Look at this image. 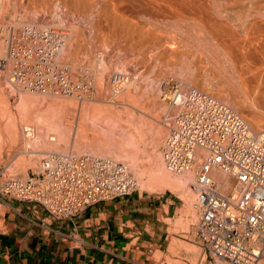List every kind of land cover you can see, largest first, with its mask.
<instances>
[{
    "label": "bare ground",
    "instance_id": "obj_1",
    "mask_svg": "<svg viewBox=\"0 0 264 264\" xmlns=\"http://www.w3.org/2000/svg\"><path fill=\"white\" fill-rule=\"evenodd\" d=\"M47 2L50 3L46 4L50 8L44 6L47 11L37 12L38 8L35 6ZM18 5H22L21 8L27 10L23 11L30 14L36 9L32 13L34 18L27 22H17V19L10 20L6 16L10 21L3 23L6 21V13L9 10L12 13L14 11L10 7L15 8ZM49 9H53L51 19ZM43 18H48V22L38 23ZM54 18L59 21V25L70 23L69 28L63 30L62 26L52 23L56 22ZM263 34L264 0H0V58L13 65L12 69L6 68L11 90L31 96L35 95L32 93L45 95L49 91L52 95H57L55 98L62 99H54L56 101L52 104L59 108L58 112L54 109V114H47V110L40 111L38 108L43 103L41 98L44 96L41 94V97L37 95L16 99L15 109L8 98L0 95L1 104L4 105V108L0 106V157L6 150L18 149L22 154L27 153L28 161H36V158L45 157L49 153L65 154L66 152L60 151L62 146L67 149L71 147L73 150V145H87L88 149H94L104 159L124 163L127 171L134 170L133 178L137 188L140 186L141 189L150 191L169 190L180 195L183 193L188 201L185 215L192 214L195 218L194 211L197 214V209L195 202L192 204L195 171L175 173L165 164L163 146L170 116L167 121L162 122L156 115L148 116L144 112L146 105L138 107L139 100L131 93V80L135 81L138 73L135 76L125 66H119L109 82H106L101 71L108 68V63L101 55L96 68H87L90 71L93 69L92 72L99 75L98 78L96 76L99 87L94 89L93 94L96 96L94 99L90 97V100L102 104L91 106L94 107L93 112H97L101 118H93V114H90V120L86 119L90 107L85 108L86 111L84 109L85 114L79 108L80 115L85 116L76 114L80 121L72 125L67 124L65 118L60 116L59 111H67L64 107L68 101L64 102L63 99L69 98L73 108L79 101H89L87 95L90 92V83L86 85L88 82L83 84L76 81L68 73L72 69L66 71L67 69L61 70L58 67L72 63L73 69L81 68L82 65L78 63L81 49L100 42L105 45L109 42L113 47L138 50L130 52L134 63L144 59L160 65L173 60H180L182 63L184 61V66L178 69V75H185L193 80L203 71L204 75L201 74L206 79L213 77V83H217L214 86L223 95L224 103L231 105L233 99V104L242 114L243 109L248 108L251 115L244 114L248 118L247 123L253 130L262 131L264 117L251 110V106L257 105L261 112L264 111ZM203 60L207 67L199 65L204 63ZM106 90L111 94L109 100L103 98ZM250 90L257 97L254 98ZM85 103L87 106L89 102ZM115 105H120V108L116 110ZM51 110L53 111L52 108ZM134 110L140 112L138 119V112L135 113ZM31 116L32 119L35 117L34 122L31 119L26 120ZM23 121H31V128L25 129L30 125H23ZM153 121L156 123L154 127ZM147 126H152L150 130L153 132H145ZM148 131L152 133L149 141L145 139ZM140 140H147V145L142 146ZM198 152L202 155L206 153L202 150ZM69 153L73 154V151ZM83 155L92 154L85 152ZM14 165L11 167H15ZM214 175L220 182H226L225 175L220 171H215ZM224 262L226 261L217 260V264L229 263Z\"/></svg>",
    "mask_w": 264,
    "mask_h": 264
},
{
    "label": "built area",
    "instance_id": "obj_2",
    "mask_svg": "<svg viewBox=\"0 0 264 264\" xmlns=\"http://www.w3.org/2000/svg\"><path fill=\"white\" fill-rule=\"evenodd\" d=\"M167 88L170 121L163 159L175 173L195 171L199 238L213 260L264 264V130H253L233 107L208 92L173 78ZM137 189L124 164L72 153H49L36 172L9 176L0 185L2 194L36 203L58 218Z\"/></svg>",
    "mask_w": 264,
    "mask_h": 264
},
{
    "label": "crops",
    "instance_id": "obj_3",
    "mask_svg": "<svg viewBox=\"0 0 264 264\" xmlns=\"http://www.w3.org/2000/svg\"><path fill=\"white\" fill-rule=\"evenodd\" d=\"M176 216L174 202L141 191L68 218L0 192V264H165Z\"/></svg>",
    "mask_w": 264,
    "mask_h": 264
},
{
    "label": "rangeland",
    "instance_id": "obj_4",
    "mask_svg": "<svg viewBox=\"0 0 264 264\" xmlns=\"http://www.w3.org/2000/svg\"><path fill=\"white\" fill-rule=\"evenodd\" d=\"M40 4H38L37 6H35V8H38L37 9V12L46 10V8L49 7L46 4H50V3H48V2L47 3H43V5L42 4L40 5ZM18 6H15V8L13 6L14 9L10 7V9L14 10L15 13H14V11L12 13V11L9 10L6 13L5 17L6 16L7 17L9 16L10 17V20L11 19H14V20L17 19L16 20L17 22H21L20 20H22L24 22L25 21L27 22V21L31 20L32 18H34L33 17L34 15H32V13L34 14L36 12V9H34L35 11L33 10L34 11L33 12V11L30 10V8H27V9H29L31 11V14H30V12H28V13L27 12H24V11H27V10L22 9L21 8L22 5L19 6V8H18ZM31 8H34V6L31 7ZM50 10L51 9H49V11ZM46 11H45V13H46ZM52 11H53V9H52ZM52 11H50V15H49L50 16L49 17L50 19L52 18V15L51 14H53V13H51ZM20 12H21V14H20ZM17 16H19V17H17ZM5 17H4V19L6 21L5 22L3 21V23H9L10 20L7 17L6 18ZM48 20H49L48 18H43V20L42 19L38 20V23H42L43 22V24H45L46 22H48ZM54 20L56 22L50 21V23L51 22L52 23H57L58 26H62V29L63 30H66V29L69 28L68 25H70V23L67 24L66 22H64L63 23L64 25H62V24L59 25L58 24L59 21L56 20L55 18H54ZM249 37H251V36L249 35ZM263 41H264V34H263ZM87 46H84L85 48L83 47L84 52H83V49H81V54L78 57V59L81 58L79 60L80 62H78L79 64L82 65V66L80 65L81 68H77V69L75 68L76 70L73 69L72 68V65H71L72 63H68V65L67 66H64V67H62V66L61 67H58L61 70H62V68L64 70L67 69L66 71H68L69 69H72V71H74V72H72L71 70H69L71 72H68L71 75L70 77L73 76L72 79L75 77L74 80L80 81L83 84H86V82H88L86 85H88L90 83V85H88V86H89L90 92L92 91L91 92L92 95L90 94V92L88 94V95H91V96H88L87 95V99H89V101H87V100H84V101L82 100V102L79 101V103H77L75 105V107H74L75 109L73 108L74 105L71 103L72 101H70L69 98L68 99L67 98L66 99L65 98L63 99L64 102L66 100L68 101V102L66 101L68 104L66 105V107H64L65 110L67 109V111H66V113L65 112L63 113L62 111H64V110H61V111H59V113H61L60 116H62V118H65V121H66L67 124L74 125L76 122L80 121V117H84L85 116V115H80L81 112L82 113L84 112V109L85 108L86 109L89 108V107L91 108V109L90 108L88 109V110H90L89 111L90 113L88 112L89 115L86 113L87 114V116H86L87 118L86 119H89L90 120V118H91L90 117V114L91 115L93 114L92 115L93 118H95L96 116H98L97 115V112L96 113L93 112L94 109H92V108H94V107H91V106H94V104L96 106H99V105H102V104H97L96 101L95 102L94 101L91 102L90 97H93V99H94L95 96H96V95L93 96V94H94V89H96L97 87H99V85L96 84L97 83L96 76L98 78L99 75H95L94 74L95 72H92L93 69L90 71V70H87V68L88 69H91L90 67H92V66H93V68L94 67L96 68V66L98 64L97 62H99V60L101 59V55L104 57L105 62L108 63V66H107L108 68H106V70L104 72L101 71L102 73H104L103 76H104V79H106V82H109L108 80L116 72V70H115L116 67H119V66H121V67L122 66H125L135 76L138 73L137 74V77H136L137 79L135 81L134 80H131L132 81V87H131V89H132L131 91L132 92L131 93L134 94V98L136 97L135 99L138 98L137 99V100H139V103L137 104V105H139L138 107H142V106L144 107L146 105L145 106L146 107L145 108L146 110L144 112L148 116L151 115V116L154 117L156 115L155 117L159 121L165 122V120L167 121V117L170 116V110H169L168 104H167V102L163 98H164V95L166 93H168L167 92V89H168L167 88V83H168V81L171 78L183 82L186 86L199 88L200 90L205 91V92H208V93L212 94L213 96H215L216 98H218L219 100L225 102L224 101L225 99H223L224 98L223 95L220 94L219 91L217 90V87L214 86V84H215V83H213V79L214 78L213 77H210L209 79H206L205 76H203L204 75L203 74V71H201V73L203 75L200 73V75H202L203 77L199 75V77L197 76V77L193 78V80L190 79V78H188V77H186L185 75L184 76L178 75V74H180V72H178L179 71L178 69H179V67L184 66V61L182 63V61H180V60L179 61L178 60H173V61H170V62H166L164 64H161L162 65L161 66L159 63L157 64V62L155 64L154 63L155 61H152L150 59H148V60L147 59H144L143 61H141V60L137 61L136 63H138V64L136 65V63H134V61H133L134 60V57H131V55H130L131 53L130 52H138V50L133 51L132 49H125V48H122V47L121 48L120 47H113L112 45H110L109 42H107L106 45H105V43H102L101 44V42H100V43H94V44H92L91 47L90 46L87 47ZM93 49H95V50H93ZM127 51H129V52H127ZM84 53H86V54H84ZM103 53H104V55H103ZM129 58L131 59L130 60L131 62L129 61ZM0 62H1L0 63V95H2L3 97L9 99V102H10V105L12 106V108L15 109L16 99H20V98H32L34 96L37 97V95H38V97H41V95H42V96H44V97L41 98L42 99L41 101H43V103L41 102L42 103L41 104L39 102L40 103L39 105L41 107L38 106V108L40 109V111H46L47 110L46 111L47 114H54L55 111L58 112L57 110L59 108L57 109L52 104L57 99H61V97L60 98L59 97L58 98H55V97H57V95L54 96L49 91L48 92L46 91L45 92V95L43 93H32V94H35L33 96H31V95H22L23 92L18 91V90L17 91L16 90L12 91L11 90V86L9 85L10 84L9 83V80H8V78H10V77L8 76V78H7V75H8L7 74V72H8L7 69H10L11 67H13V65H9V64H12V63L11 62H8V61L6 62L4 59H1V58H0ZM202 62L205 63V60H203ZM204 63L202 65L201 64H199V65L202 66V67H207L208 66V65H206L207 63H205V64ZM3 64H4V66H3ZM5 64H7L8 67ZM142 64H144V65H142ZM204 65H206V66H204ZM135 66L136 67L138 66V67L136 68ZM4 67H5V70L3 69ZM82 67H83V69H82ZM143 69H145V70H143ZM87 72H88V74H87ZM71 73H73V75ZM87 75H89V76H87ZM84 76L86 77V79H85ZM89 77H91V78H89ZM87 78H88V80H87ZM137 80H138V82H137ZM5 82H7V83H5ZM2 86H4V87H2ZM252 89L253 88L251 87V90ZM251 90H250L251 95L254 98H255V96L257 97V94L254 95V93ZM39 94H41V95H39ZM103 94H104L103 95L104 96L103 97L104 100L107 99L108 97L110 98V95L111 94H109L107 92V90L104 91ZM109 98H108V100H109ZM54 99H56V100H54ZM49 101H51V102H49ZM57 101H62V99L61 100H57ZM85 101L87 103L89 102L87 106H86ZM233 101L234 100L232 99V103H231L230 106L233 107L237 112H239L246 121H248V118L244 114L251 115V112L249 111V109L248 108L243 109L244 110V114H242L239 111V109L233 104ZM81 103H83V104L85 103L84 106H83V104L80 105ZM89 104H90V106H89ZM227 104L229 105L230 103H227ZM148 105H150V106H148ZM0 106H1V108H4V105L1 104V101H0ZM119 106L120 105H115L114 108L116 110H118L120 108ZM50 107L53 109V111L51 110ZM38 108H37V110H38ZM79 108H81V110L82 109L83 110L80 112ZM258 108H259V106H257V105H255V106L252 105L251 106V110H254L258 114H260L262 117H264V111L262 110V112H261V110H259ZM54 109H55V111H54ZM86 109H85V111H86ZM137 109H139V108H137ZM75 110H76V112H75ZM37 112H39V111H37ZM134 112L135 113L138 112V113H136L137 119H138V117L141 116V115H138V114H140V112L138 110H136V111L134 110ZM76 114L77 115L78 114L80 115V117H79L78 120H77V117L78 116ZM84 114H85V112H84ZM32 116H31V118L26 119V120H30L31 119V121L34 122L35 117L32 119ZM88 117H90V118H88ZM98 118H101V117L98 116ZM168 120H169V118H168ZM31 121H27V122L26 121H23V123H22L23 125H30V126L26 127L25 129H30L31 128V125L33 124ZM87 122H88V120H86V123ZM153 123L154 124H152V125L154 127V125H156V123L154 121H153ZM148 127L149 126L146 127L145 132H147V130H150V127H152V126H150L149 129H147ZM261 130H264V127H263V129L261 128ZM150 131H148L149 137H147L148 135L145 137V139L147 138L148 141H149L150 136L152 134L151 132H153V131H151V132ZM168 133H169V129H167V131L165 133V138L167 137ZM145 134H147V133H145ZM140 141H141V145L142 146L147 145V142L148 141L147 142L145 140H144V142H143V140H140ZM164 143H165V141H164ZM86 146L87 145H83L81 147H78L77 145H75V146L73 145L72 146L73 150H71V147H70V149L69 148L67 149L64 146H62V147H60V151L66 152V153H69V152L73 151V154H76L77 153L78 155H80V154L83 155V154H85V152L86 153H89L90 152V154L94 155L95 157L105 158L104 156L96 153L94 149H92V148L88 149V147H86ZM148 147H149V145H148ZM20 152H21V150H18V149H11L9 151L6 150L4 152V154L0 157L1 158L0 159V170H2V168H5V171H6L5 174L2 177H0V185L3 184L5 182V180L9 176H15V177H19V178H25L28 174L30 175L31 173L36 172L38 170L40 164H41L42 159L44 158V156H41V157H39V159L36 158V161L35 160L28 161L27 160V156H28L27 153L22 154ZM49 152H52V151H49ZM13 164H15L14 165L15 167H11ZM122 164H124V163H122ZM129 171L132 174V176L135 177V171L134 170L131 171V169ZM136 191H141L142 193H145L146 195L160 196L163 199L164 198L165 199H169L170 201L174 202V207L177 208V216H176L175 220H173V221L168 220V222L172 223L173 230L171 231V235L169 237V239H170L169 240L170 241V244H169V247H168L169 256L166 257V263L165 264H217V260H219V259H215V260L212 259V257L209 255V253H208V251L206 249L205 244L199 238L198 231H197L198 213L196 214V210L193 209V211L195 210L194 211L195 218H194V216H192V214H189V215L186 214L185 215V213H186V210L185 209H188V205H187L188 203H186V202H188V201H187V198L185 197V195L183 193H181V195H180V193H172L169 190H165V191H150V190H146V189H141L140 186H138V189ZM193 195H194V193H193ZM194 197H195V195H194ZM194 197H193L192 204H194V202H195V198ZM175 223H177V224H175ZM157 257L159 258V255ZM224 263H226V262H224ZM227 264H230V263H227Z\"/></svg>",
    "mask_w": 264,
    "mask_h": 264
}]
</instances>
